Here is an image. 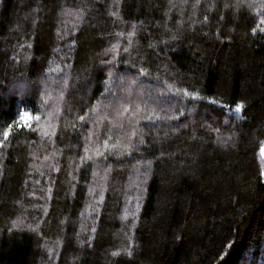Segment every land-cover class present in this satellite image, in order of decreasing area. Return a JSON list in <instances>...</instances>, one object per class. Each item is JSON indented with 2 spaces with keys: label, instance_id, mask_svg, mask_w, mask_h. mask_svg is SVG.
Segmentation results:
<instances>
[{
  "label": "trees",
  "instance_id": "1",
  "mask_svg": "<svg viewBox=\"0 0 264 264\" xmlns=\"http://www.w3.org/2000/svg\"><path fill=\"white\" fill-rule=\"evenodd\" d=\"M264 0H0V264H264Z\"/></svg>",
  "mask_w": 264,
  "mask_h": 264
},
{
  "label": "snow or ice",
  "instance_id": "2",
  "mask_svg": "<svg viewBox=\"0 0 264 264\" xmlns=\"http://www.w3.org/2000/svg\"><path fill=\"white\" fill-rule=\"evenodd\" d=\"M262 151H264V150H262Z\"/></svg>",
  "mask_w": 264,
  "mask_h": 264
}]
</instances>
